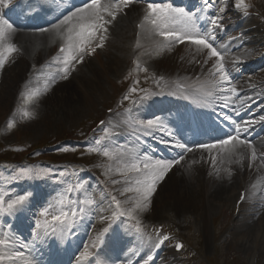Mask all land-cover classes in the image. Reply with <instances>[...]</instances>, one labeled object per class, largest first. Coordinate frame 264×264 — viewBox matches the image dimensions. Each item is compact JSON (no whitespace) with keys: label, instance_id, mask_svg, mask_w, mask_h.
<instances>
[{"label":"snow or ice","instance_id":"snow-or-ice-1","mask_svg":"<svg viewBox=\"0 0 264 264\" xmlns=\"http://www.w3.org/2000/svg\"><path fill=\"white\" fill-rule=\"evenodd\" d=\"M133 0H117V2H112L109 0L107 3H102V0H87L81 7L75 8L74 11L67 15H64L57 23L53 24L52 27L56 30L58 35L63 36L66 39V44L59 49V55L54 57V60L62 61V76L66 78L71 70L73 62H83V56L87 52L94 53L97 47H103L104 39L106 38L107 25L116 18V15L123 8H127ZM12 3V0H0V8H8ZM225 7H220L217 14L211 16H206L205 9H211L213 5L210 0H203L202 7L196 10H186L183 7H174L172 4H162V3H148L145 10V15L143 17V22L140 27H144V23H150L159 29L158 34L164 38L167 43L162 44V47L168 48L173 43H184L189 42L192 45H196V52H205L208 58L215 57V62L208 70L209 80L207 84L209 88L204 89L205 95L212 97L218 93L227 92L231 96H238L237 89L232 86V77L229 70L225 67L224 63V53L218 51L214 46V41L216 40V31L223 29V24L221 23L223 16L221 15L226 11ZM235 7L237 9H243L244 14H248V3L246 0H235ZM199 13V15H198ZM105 16L110 19H105ZM201 19L207 20V27L201 28L199 21ZM169 23H179L180 30L171 29L168 30ZM42 32H46L47 29H39ZM15 31L13 24H11L7 19H4L0 15V69L3 68L4 64L7 62L8 57L18 51V48L14 43L7 42L9 35ZM95 42V44H94ZM94 44V46H93ZM139 46V45H138ZM240 58H236L233 61L234 64L241 63ZM207 63V60L204 61ZM147 71V69H144ZM163 80V77L160 78ZM159 84V81H155ZM138 83V81H137ZM137 89L133 87L130 89V93L124 96L127 100L130 98V94L136 92ZM145 93L144 96L140 97V101L147 100L149 96L156 95L157 93L149 92L146 89H142ZM32 95L27 98L30 102L32 100ZM221 100L227 101L230 96H219ZM136 104L137 101H133ZM131 112V109L128 110ZM24 116H31L32 113L25 111ZM225 120L230 119L227 115L224 117ZM261 121H264V116L260 117ZM104 122L102 121L101 124ZM139 126L147 132H150L156 128H163L164 124L158 119H149L147 121H138ZM235 123V122H233ZM14 125L9 122L8 127L11 128ZM250 125L245 122L244 124H235L234 134H229L227 138L216 140L214 143H200L197 145L200 149H206L211 154L212 150L215 149L217 153L223 152L226 157L230 160L233 155L236 154V149L238 146H246L251 150V160L255 161L257 159V153L255 147L247 139L241 138V132H247ZM171 135V133H169ZM164 143H169V141H163ZM100 142L97 141V144ZM174 147L181 150V154L172 160H152L149 161L145 156L144 160L140 163L136 161L140 160L139 154H136L129 158V163L126 165L124 172H134L139 175L136 177L134 183L135 187H128L125 192H135L137 195L129 204L128 207H123L122 202L116 199L115 196H111V202L114 205V210L110 217H102V220H106L107 226L104 227L95 238L90 242V245H85L83 251L79 253L76 257L77 264H84L93 257L94 252L92 250L96 249L98 245L103 244L104 237L109 230L112 228L113 223H115L121 217L127 219L131 223V229L135 231L138 235L143 236L144 230L141 221L138 219L137 213L143 212L150 207L151 197L157 189V184L162 181L167 173L177 164L184 160L185 154L192 152L193 148L189 147L186 143L180 140L174 141ZM67 149H65L66 151ZM92 151L99 152L100 148L96 147L91 149ZM103 155L109 156L110 153L107 149L103 150ZM242 159V157H241ZM213 162H215V157H213ZM191 165H189V168ZM227 171V170H226ZM121 173V175L124 174ZM42 175H47V173L35 172L33 173L30 169H21L18 176L22 178L35 179L40 178ZM114 183L116 181H113ZM83 188V184L76 185V189ZM76 189H70L73 191ZM31 194L16 195L14 198L5 199V194L0 193V216H14L17 213H21L27 209ZM244 197H241L243 201ZM95 202L91 199L81 201L78 205L75 201L71 202L72 207L64 205L63 198L58 202V208L56 214H51L50 209L53 207L50 205L43 212H41V221H37L35 224L34 242L28 249L29 252L33 251L36 244L43 243L46 239L50 237H58L63 240L68 236L72 229L76 226L79 220H83L88 210ZM68 208V210H65ZM50 216V218H49ZM4 222L0 221V264H4L6 260L15 261L16 258L24 257L25 253L23 251H13L15 248L14 239L3 231ZM167 235L159 239L155 244V248H159L164 241L168 240ZM28 247L26 244H20V248L23 249ZM177 249L183 248V244H177ZM154 257L148 255L144 264H149ZM25 264H37L35 258L32 257L25 261Z\"/></svg>","mask_w":264,"mask_h":264},{"label":"rangeland","instance_id":"rangeland-1","mask_svg":"<svg viewBox=\"0 0 264 264\" xmlns=\"http://www.w3.org/2000/svg\"><path fill=\"white\" fill-rule=\"evenodd\" d=\"M107 2H109V0H102V3ZM145 10L146 8L143 4L133 0L127 8H123L118 12V16H120L121 20H127V25H129L131 21L136 18L138 19ZM113 22L116 23L117 21L113 20ZM171 29L176 30L179 29V27L173 24L171 25ZM125 36L126 33L120 38L119 36L115 37V39L108 37L107 41L103 43V47H100L99 55L105 59V70H98L99 67H94L96 62L92 60V58L95 56L86 57V54H84L83 62L77 67L75 66L76 62H73L67 77L63 78L61 75V77L55 79L53 88L41 97L39 102L33 107L32 115L22 122L24 125L19 126L20 129L17 133L23 131L27 132L33 136V139L38 141V136H41L42 133L47 131L45 128L46 125H51L53 127L59 126L60 129L68 128L70 125L76 124L84 115L97 110L101 102L109 100L115 93V87L120 83L121 78L127 72L126 66L130 60V53L128 52L130 42H125ZM233 41L234 39L232 36L228 40V43L230 44ZM167 51L168 56H170L171 49L169 48ZM191 52L197 53L194 49H191ZM157 65H160V63L157 62ZM23 77L24 74L22 76L20 74L16 77L11 76L9 73H5L0 78V117L8 113L19 82ZM60 83L62 87H64L63 89L60 87ZM80 83L84 86L83 88L80 86ZM72 97L77 100V103L76 107L70 108L67 103ZM22 134L16 137L20 138ZM188 173L190 177L188 185H194L190 188H179L175 186V190L172 191L169 189V184H163L161 193L166 191L167 193L162 196L154 197L155 200L158 199L161 202L156 215L158 219L165 220L171 230L180 231L191 238L192 241L199 243L201 236L198 233V228L202 236L206 235L207 238L213 237L215 231L212 229L211 219L213 215L220 210L217 211V208H215L216 204L213 195L215 193V188H212L213 198L208 204V208L211 212H209L208 226L206 228L204 226L205 206L200 196L201 189L194 182L193 175L189 168ZM224 174L228 175V170L223 172V178H225ZM178 177L180 178L181 176L178 174ZM133 184L130 187H132ZM169 191L172 192L170 193ZM177 192H182V194L179 196ZM196 193L198 195H196ZM106 195L108 194L103 192L98 194L100 206L105 210H111L112 202ZM173 195L177 199L180 197L182 200L179 202L180 205L176 209L168 204L169 196L172 197ZM197 196H199V199ZM178 210L180 213L179 216L177 214ZM138 215L145 221V216H142L141 213ZM253 218L255 219L242 217L237 221L234 236L231 235L229 242L223 247V257L220 255L221 264H264V235L260 238L257 235L255 236L258 220L256 217ZM262 218L264 221V214ZM225 221L226 219L224 217L218 220L221 225H223ZM144 224L146 226L147 222ZM245 225L250 226L248 230L245 229ZM219 228L220 225L218 226V229ZM248 238L249 241H247ZM146 239H148V236L140 240L145 241ZM202 242L204 243L203 240H201V243ZM201 250L204 255L213 253L210 242L203 246L201 245Z\"/></svg>","mask_w":264,"mask_h":264},{"label":"bare ground","instance_id":"bare-ground-1","mask_svg":"<svg viewBox=\"0 0 264 264\" xmlns=\"http://www.w3.org/2000/svg\"><path fill=\"white\" fill-rule=\"evenodd\" d=\"M116 23L114 24V26L112 25V33L115 36H120L123 35L124 30L126 29V21L127 20H121L120 16H116ZM44 33V32H43ZM15 38H19L21 41V46H24L22 49L29 51L31 50L30 48H27L28 46L34 45V42H36L37 44H39L40 46H42L39 50L42 51H48L51 47H50V43H51V38L49 36L48 33L42 34L41 32L38 34H32V33H27L26 31H24V33H22L19 30H16L11 33L10 37L8 38L7 42H11L13 39ZM101 62V60H100ZM178 68L177 65H170L168 67V72H173ZM60 87L63 89L64 87H62V84L60 83ZM76 103L77 100L74 99L73 97L69 99L68 101V107L73 108L76 107ZM177 175V173H176ZM174 176V178L169 181L173 186H177L179 188H190V185H188V181L190 180V177L188 175L187 172L182 171L180 172L181 177H177ZM169 183V184H170ZM228 184L227 182H225L224 180H220V182L217 183V187L215 189V193L214 196H216L217 198H220L225 196L226 191L228 190ZM258 227L256 228V232H255V236L257 235V231L259 230V224L257 225ZM244 227H246L245 229L248 230L249 229V225H245ZM247 241H249V238L247 239ZM251 241V239H250Z\"/></svg>","mask_w":264,"mask_h":264}]
</instances>
